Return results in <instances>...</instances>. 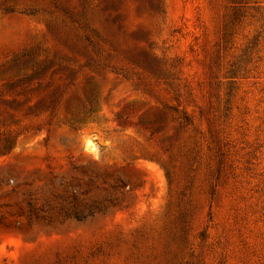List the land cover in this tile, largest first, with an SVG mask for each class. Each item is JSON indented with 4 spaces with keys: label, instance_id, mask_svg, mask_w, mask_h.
<instances>
[{
    "label": "rangeland",
    "instance_id": "1",
    "mask_svg": "<svg viewBox=\"0 0 264 264\" xmlns=\"http://www.w3.org/2000/svg\"><path fill=\"white\" fill-rule=\"evenodd\" d=\"M0 264H264V0H0Z\"/></svg>",
    "mask_w": 264,
    "mask_h": 264
}]
</instances>
